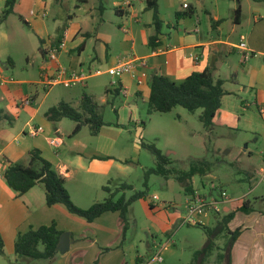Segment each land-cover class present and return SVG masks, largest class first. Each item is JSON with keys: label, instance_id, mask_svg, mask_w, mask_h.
I'll list each match as a JSON object with an SVG mask.
<instances>
[{"label": "rangeland", "instance_id": "1", "mask_svg": "<svg viewBox=\"0 0 264 264\" xmlns=\"http://www.w3.org/2000/svg\"><path fill=\"white\" fill-rule=\"evenodd\" d=\"M58 1L52 0L47 10L46 20L53 28L56 30L62 28L68 22V13L71 12L73 15L71 20L75 27H83L84 30L91 32L92 36L86 38L87 48L81 56L87 74L90 73L87 66L91 57L97 52L103 59L101 63L98 61L92 63L91 72L96 73L109 68V63L104 58L107 45L98 39V33L109 36L108 53L114 57L117 55L119 43L124 39V33L119 27L122 21L126 23L125 29L128 33H134L136 36L140 28L152 21V11L140 14L141 24L136 23L129 14L117 13L119 9H129L124 4L127 1L138 10L142 4L146 5V0H87L86 5L80 0ZM200 1L204 9L196 5V0H159L160 17L169 22L171 28L173 26L179 28L178 23L182 18L177 19L175 14L179 9L184 13L188 12L184 4L191 2L196 8L195 19L197 20L199 16L203 28L206 29L210 22L205 8L211 10L218 2L221 9L226 12L230 3L240 4L244 15L248 17L247 24L243 26L245 30L231 34L232 27L228 24L226 34L231 35L232 41H239L242 35L246 39L247 30H250L254 23L253 0ZM79 8L81 10H78ZM58 12L61 18L55 21L52 17L57 16ZM230 14L233 13L230 11ZM170 27L164 26V32H168ZM2 31L8 35V40L0 42L2 72L0 112L10 113L15 119L0 118V131H4L0 145L7 147L9 151L20 152L26 145L41 139V136L28 135L29 126L43 127L42 124L47 122L51 130L56 127L57 124L48 122L44 116L49 108L58 105L62 100L75 104L83 93L93 96L99 103L101 97L106 95V86L112 77L109 75L92 77L85 86L60 84L45 88L42 82L46 63L43 62L40 53L41 36L33 33L17 16H11L4 22ZM232 55L239 67L238 76L226 83L227 89L233 93L226 97L225 106L220 109L210 130H206L199 120L201 110L190 112L179 106L168 113L153 112L150 115L149 106L143 101L138 103L137 115L144 123L129 125V122L124 121L125 125L123 123L122 127H118L121 112L117 113L115 109L118 108L119 111L124 107L125 98L115 96V107L110 101L109 104L102 103L99 111L107 124L106 127L119 132L117 134L105 132L103 136L97 137L91 134L89 126L86 125L78 134L82 142L87 144L84 152L102 155L107 152L104 142L106 135L113 136L117 140L112 155L128 160L124 170H113V180L105 183V186L115 189L123 184L132 185L133 190L126 191L127 198L135 192H148L147 199L138 200L129 207L127 215L129 228L124 237L119 216L110 213L96 225L81 227L78 223L72 222L73 232L79 236L74 241L73 237L70 238L73 242L67 253L58 252L50 260L4 254L0 256V264H132L139 254L148 255L149 261L165 245L166 248L161 254L163 262L160 264H196L195 252L202 250L209 236L202 226L190 224L189 220L185 221L188 196L185 185L177 179L178 175L189 170L192 163L199 164L198 169L205 173L204 175L197 173L192 177L193 186L199 189L198 194L212 191L217 198L222 194L229 198V203L226 201V204H219L218 215L208 214L210 217L206 221L211 230H216L217 217L221 218L222 223V218L241 203L243 195L256 202L257 209L264 210V172H261V168L264 169V119L254 103L259 89L251 87L250 73L254 69L258 70L257 83L264 82V56L257 54L254 58V55L249 53L246 59L245 54ZM9 58L11 62L8 61ZM65 59L66 55L62 54L60 61L63 62ZM239 60H243L244 63H239ZM27 99L32 100L30 106L20 103ZM244 101L249 103V107H244ZM16 111H19V116L14 115ZM28 122L30 125L26 127ZM61 128V134L51 136H65L66 141L73 144L71 134L75 122L63 119ZM46 132L45 135L48 134ZM143 144L155 145L169 158L168 168L173 172L169 178L153 174L149 177L148 185H145V174L157 165V159ZM98 182L94 175L79 171L77 179L69 183L67 188L75 201L85 205L82 209H88L95 199L99 202L103 200L102 198L108 197V193L98 185ZM82 184H87L85 192L79 191V185ZM154 196L157 200H153ZM150 202L157 206L154 212L150 208ZM160 209L167 218L158 215ZM200 217L201 214L196 213L193 219L199 220ZM229 240L230 235L223 228V231L216 235L213 249L202 264H225L220 256L224 254V246ZM149 243L154 244L152 255ZM40 249L43 250V247Z\"/></svg>", "mask_w": 264, "mask_h": 264}, {"label": "crops", "instance_id": "2", "mask_svg": "<svg viewBox=\"0 0 264 264\" xmlns=\"http://www.w3.org/2000/svg\"><path fill=\"white\" fill-rule=\"evenodd\" d=\"M6 1L7 0H0V42L4 43L8 40V35L2 31V24L8 21L11 16H17L30 28L31 31H33V33L41 36L40 50H46L50 46H56L67 37V49L62 51L59 55V63L68 68L86 71L85 62L81 60V56L87 48L86 38L92 36L91 32L86 29L88 27L87 24L85 28L86 30H84L83 27H75L71 20L73 15L69 12L68 22H66L62 28L59 27L57 30L55 27L53 28L51 23L46 20L48 17L47 10L51 6L52 0H18L14 8V13L2 20ZM80 1L84 5L87 4V0ZM252 2L255 4V6L252 7L253 12L255 13L253 27L250 30H247L248 35L246 39L242 35L239 41L231 40V35L226 34V27L228 24L231 25V34L237 33L239 30L244 31L245 27L243 26L248 22L247 15H244L243 8L240 4L236 5L230 3L228 11L224 12L218 2L214 4V7L211 10L205 8L208 21L210 22V26L206 29L203 28L202 20L199 16H197V20L195 19L194 15L196 8L191 2L185 3L184 6L187 5L188 12L193 11V14L188 17H183L178 23L179 28L174 26L171 28L170 23L165 22L162 19L165 26L170 28L166 33L162 30V35L158 40L159 44L154 48H152L149 43V38L155 33L153 15L152 21L147 22V24L140 28L137 36L134 33H128V30L125 29V22L122 21L121 24H119V27L124 33V39L119 43L117 48L118 52L116 53L117 55L114 57L108 53V43H110L109 36L104 33H98V39L104 41L107 45L104 58L109 63L108 67L117 64L118 61L125 57H131L134 59L145 58L147 67L144 68L138 64L136 76H124L118 81L115 87L113 86L114 80L111 78L106 86V95L101 97L99 103L95 101L93 96L88 95L96 102L99 109L102 103L109 104L110 101L113 107H115V96H122L125 98L124 107L120 108L119 111L118 108L115 109L117 113L121 112V118L119 116V123L117 126L122 127L123 123L125 125L124 121L129 122V125H141L144 121L138 118V103L143 101L148 104L150 97L149 81L152 75L164 76L170 81L179 84L184 82L193 73H203L210 69L215 80L222 79L225 82L224 89L228 94L222 99L221 109L224 108L226 97L231 96L233 93V91L227 89L226 83L230 79L237 78L238 76L237 69H239V67L235 63L232 54H245L244 57L246 59L248 56L247 54L249 53L254 55V58L257 57V54L264 56V0ZM196 5L203 8L200 0H196ZM238 7L241 8V18L239 21H236L235 11ZM128 8L129 9L125 10L119 9L117 13L120 15L129 14L130 18H133L136 23L141 24L140 14L144 11H148L146 10V5L142 4L137 10L134 8L133 4L130 3ZM78 10L81 9L79 8ZM230 11L233 14H230ZM177 13H184V11L179 9L177 10ZM52 18L56 21L61 18V15H59L58 12L57 16H53ZM242 39H244V42L246 43L245 51L239 48ZM62 54L66 55V59L63 62L60 61V56ZM102 59V55L98 54V52L91 57L87 66L88 71L92 73V63L97 61L101 63ZM8 61L11 62L12 60L9 58ZM43 62L46 63L44 70L51 67V63L48 62L47 58H43ZM239 63L242 64L244 61L239 60ZM106 70L107 69L104 71ZM257 72L258 70L255 69L253 72L250 71L252 74L251 87H258L259 89L254 103L264 119V114L262 112L264 109V82L257 83L259 78V76H256ZM1 74L2 72L0 69V75ZM141 76L144 77V83L139 85L137 78ZM123 90H126L127 92L124 94ZM83 94L78 98L77 103H67H70L77 108L80 105ZM22 101L20 103H22ZM244 102V107H249V103L246 101ZM15 104L18 105L17 103ZM16 112L17 113L14 115L19 116V111ZM219 112L220 110L216 116H218ZM11 115L12 114L10 113H5V111L0 112V118L13 119L14 117ZM46 120L50 122L47 118ZM62 121L58 122L56 127L52 130L50 129L49 123H43V127L40 126L43 128V133L38 135L41 136V139H37L35 142L26 145L20 152L9 151L7 147H2L0 145V173H4L8 166L13 163L21 162L27 165L29 161L28 153L32 149H38L41 152L42 157L50 162L56 171L64 178L66 189L68 190L70 197L74 200L67 185L77 179L79 171H83L85 174L94 175L99 181L98 185L103 189L105 183H110V181L113 180L112 173L114 169H125L128 160L112 155L116 146V138L106 135L104 142L107 146V152L103 153V155L94 153L88 154L84 152L87 148V144L82 142V139L78 137L80 132L77 135L71 134V137L74 140L73 144L68 143L65 136H51L61 134ZM29 125L30 122L27 123L26 127ZM106 126L107 124L101 129L97 137L103 136L105 132L111 134H117L119 132L107 128ZM45 131H47V135H45ZM3 132V130L0 131V142L2 140ZM50 139H57V145H51ZM71 155H73V157H71ZM261 172H264L263 168H261ZM86 189L87 184L79 185L80 192H85ZM194 190L197 193L199 189L194 187ZM207 192L208 191H206V193ZM206 193L202 195H206ZM84 196L85 194H83V197ZM102 199V201H104L106 198ZM240 200H242L241 203L227 214L235 213V216L229 222L226 229L230 231H235L236 229L241 230L240 236L235 241L232 248L231 264H264V210L257 209L256 202L248 199L246 195H243ZM246 200L249 202L250 207V211L247 213L240 211V208ZM73 202L81 209L82 207H85V205L80 202L75 200ZM97 202L98 200L95 199L93 204ZM227 202L229 203V201ZM227 202L222 203L226 204ZM152 205L154 208L151 210L154 212L157 206L155 203H152ZM110 213L117 214L120 220L119 213L108 212L94 220L92 223H89L85 218L71 214L63 204L48 206L46 204L45 190L41 184L36 185L26 194L20 195L7 185L4 178H0V233L4 240L5 254L8 256L16 254L15 241L17 237L31 229H38L41 226H49L55 223L59 231L69 232L70 238L73 237L74 241L79 235L73 232L74 228L71 225L72 222L78 223L81 227H87V225L93 224L96 225L97 222L108 216ZM212 214L218 215L216 212H212ZM158 215L167 218V215H165L161 209L158 212ZM209 217L210 215H202L199 219L201 222L200 225L208 228V222L206 220L207 218L209 219ZM217 219L218 225L221 218L217 217ZM119 223L123 235V227L120 221ZM96 238L98 239V236H96ZM73 241L71 240V244ZM153 245V243L148 244L151 255L153 254ZM142 257L144 256L139 254L136 257V261L132 264H137V259ZM147 257L148 259L150 258L148 255Z\"/></svg>", "mask_w": 264, "mask_h": 264}, {"label": "trees", "instance_id": "3", "mask_svg": "<svg viewBox=\"0 0 264 264\" xmlns=\"http://www.w3.org/2000/svg\"><path fill=\"white\" fill-rule=\"evenodd\" d=\"M255 2L261 0H253ZM18 0H7L2 20L14 13V8ZM146 10L153 12V26L155 33L149 38V43L152 48L159 44V37L162 35L163 27L165 26L160 17L159 0H146ZM193 14L191 12L176 13L177 19L188 17ZM236 21L241 18V8L238 7L235 11ZM43 58H46V50H40ZM224 80L213 78L212 71L208 69L203 73H193L184 82L176 84L168 78L160 75H152L149 81L150 97L148 102V113L153 112L168 113L176 107H183L190 112L201 110L199 120L206 130H210L213 126L214 119L218 111L222 107V99L228 93L224 89ZM45 117L52 123L57 124L63 119H69L75 122L73 135H77L84 126H89L93 136L99 135L101 129L106 125L103 116L99 111V107L91 96L84 93L80 105L76 108L70 103L61 101L58 105L49 108L45 112ZM150 150L157 159V165L149 169L145 174V185H148V180L151 175H160L169 178L173 172L169 167L170 160L164 156L155 145L143 144ZM28 164L13 163L8 166L4 172V179L7 185L16 193L23 195L41 184L45 190L46 204L53 206L63 204L67 210L74 215L85 218L89 223L99 218L105 213H119L120 222L123 227V237L129 228L128 209L138 200L148 198L147 191L135 192L129 198L126 197L127 190H133L130 184H123L113 189L110 186H104V191L108 193V197L101 202L93 204L88 209L77 207L65 187L64 178L56 171L54 166L44 159L38 149H32L28 153ZM199 164L192 163L189 170L177 176L179 182L185 185V192L188 197L195 194L192 177L197 173L204 175L202 170L198 169ZM208 196H214L213 192H209ZM150 208H154L150 202ZM249 202L246 200L240 208L242 212H249ZM235 213H230L223 218L222 223H219L216 230H211L203 227L209 239L202 250L195 252L194 260L196 264H202L210 255L214 239L217 234L226 229L229 222L234 218ZM227 230V229H226ZM230 235V240L224 247V254L220 258L225 264H231V252L235 241L240 236L241 230H227ZM63 232L59 231L56 224L49 226H41L38 229H31L24 234H20L15 241V253L19 257L50 260L53 259L57 251V245ZM4 240L0 233V256L5 254ZM43 247V250L40 247ZM147 256L137 259V264L146 262Z\"/></svg>", "mask_w": 264, "mask_h": 264}, {"label": "built area", "instance_id": "4", "mask_svg": "<svg viewBox=\"0 0 264 264\" xmlns=\"http://www.w3.org/2000/svg\"><path fill=\"white\" fill-rule=\"evenodd\" d=\"M131 2H126L125 5L130 6ZM187 7V5H185ZM239 48L241 50H246V43L244 42V39H242L241 43L239 44ZM67 49V37L63 41H61L56 46H50L46 49V58L49 63H51L50 68H46L44 70L43 75V82L45 88H50L52 86L60 85V84H68L71 86H85L87 80L92 76H99L102 74H107L110 77L113 78V86L115 87L119 80H121L126 75H132L136 76V70L137 65L139 64L141 67L146 68L147 63L145 58H131V57H125L118 61L117 64L109 67L106 71H98L96 73H89L87 74L84 70H77L68 68L66 66H63L61 63H59V55L62 51ZM144 77L141 76L138 79V84L141 85L144 82ZM6 83V82H1ZM124 94L127 92L126 90H123ZM22 104L25 106H30L32 104V100H23ZM264 114V109H263ZM43 133L42 127H29V136L36 137ZM26 136V135H24ZM50 144L53 146L57 145V139H50ZM0 178H4V173H0ZM153 200H157V197H153ZM229 201V198L225 196V194H222L218 198L215 196H208V195H200L195 192V194L191 197H188L186 201V220H189L190 224L198 225L201 224L199 220H194V215L196 213H200L202 215H208L212 212H218L219 211V204L222 202ZM194 218V219H193ZM166 248V245L163 249ZM162 249V250H163ZM162 250H160L158 253H156L152 259H150L147 262H143L140 264H160L163 262V258L161 257Z\"/></svg>", "mask_w": 264, "mask_h": 264}, {"label": "water", "instance_id": "5", "mask_svg": "<svg viewBox=\"0 0 264 264\" xmlns=\"http://www.w3.org/2000/svg\"><path fill=\"white\" fill-rule=\"evenodd\" d=\"M71 240L69 233H63L57 245V251L64 254L70 250Z\"/></svg>", "mask_w": 264, "mask_h": 264}]
</instances>
